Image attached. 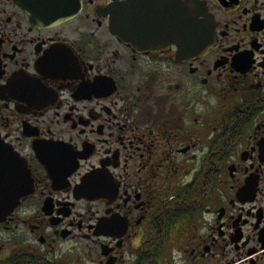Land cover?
I'll return each instance as SVG.
<instances>
[{
	"label": "flooded vegetation",
	"instance_id": "obj_1",
	"mask_svg": "<svg viewBox=\"0 0 264 264\" xmlns=\"http://www.w3.org/2000/svg\"><path fill=\"white\" fill-rule=\"evenodd\" d=\"M166 2L200 8L207 53L153 18L117 36L135 0H0V145L26 168L0 264H264V0Z\"/></svg>",
	"mask_w": 264,
	"mask_h": 264
},
{
	"label": "water",
	"instance_id": "obj_2",
	"mask_svg": "<svg viewBox=\"0 0 264 264\" xmlns=\"http://www.w3.org/2000/svg\"><path fill=\"white\" fill-rule=\"evenodd\" d=\"M152 2L156 4L152 10H145L144 6L141 8V5ZM135 3L139 7L131 14L124 5L109 10L113 15V32L126 42L130 34L131 21L136 22L135 32L138 28L147 25L145 22L148 18H153L152 23L156 25V30L162 34L166 33L173 38L174 42L187 38L191 43L193 32L192 43L195 45V50L202 55L214 45L215 33L213 34L210 27H202L199 23L198 17L201 11L196 4L175 3L172 5L167 4L166 0H135ZM23 166L15 164L12 152L0 145V223L19 205L22 189L17 188L25 173L26 168ZM10 179V183L7 184Z\"/></svg>",
	"mask_w": 264,
	"mask_h": 264
}]
</instances>
